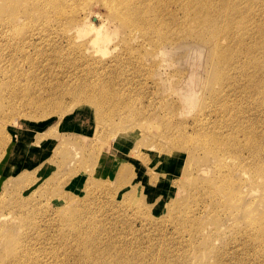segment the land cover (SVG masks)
Returning a JSON list of instances; mask_svg holds the SVG:
<instances>
[{
    "label": "rangeland",
    "instance_id": "rangeland-1",
    "mask_svg": "<svg viewBox=\"0 0 264 264\" xmlns=\"http://www.w3.org/2000/svg\"><path fill=\"white\" fill-rule=\"evenodd\" d=\"M71 1H0V264H264V0Z\"/></svg>",
    "mask_w": 264,
    "mask_h": 264
},
{
    "label": "bare ground",
    "instance_id": "bare-ground-1",
    "mask_svg": "<svg viewBox=\"0 0 264 264\" xmlns=\"http://www.w3.org/2000/svg\"><path fill=\"white\" fill-rule=\"evenodd\" d=\"M1 2H3V4H5V5H8V6H11L9 3H10V0H0ZM16 2H17V0H15ZM32 1H34V2H37V3H39L38 1L39 0H32ZM74 2H76V0H72L71 1V3H70V7H71V5L74 3ZM201 2V1H200ZM203 2V1H202ZM104 3L106 4V6H107V8H109V10H110V12H112V13H114V14H116L118 17H120L121 16V9H122V5H123V3H122V5H121V7H120V2L118 1V0H104ZM198 3V2H197ZM213 3V2H212ZM212 3H210V4H212ZM129 4H131V3H129ZM214 4H216V3H214ZM227 4V3H226ZM225 4V5H226ZM240 4V3H239ZM40 5V4H39ZM42 6H43V8H39L40 10H41V13H45L46 14V19H48L49 18V20H48V22H50V21H56V23H62V20L66 17V16H68V14L70 13V11H73V9H75V7L73 8V9H69V10H67V8H68V2H67V0H45V2H44V4H41ZM183 5H185V4H183ZM188 5V4H187ZM192 5H193V3H192ZM241 5V4H240ZM130 7V6H129ZM245 8V7H244ZM217 9V8H216ZM219 9V8H218ZM76 10H77V8H76ZM123 10V9H122ZM78 11V10H77ZM211 11V10H210ZM28 13L30 12V11H27ZM81 11H79V13H80ZM212 13V12H211ZM218 13V12H217ZM248 13H249V11H248ZM247 13V14H248ZM47 14H50L49 15V17L47 16ZM214 14H215V12H214ZM228 14V13H227ZM227 14H225V16L227 15ZM244 14V13H243ZM123 15V14H122ZM216 15V14H215ZM232 15H234V14H232ZM61 16H63V17H61ZM69 16H71V14L69 15ZM78 16V15H77ZM217 16V15H216ZM224 16V15H223ZM243 16V15H242ZM245 16V15H244ZM243 16V17H244ZM246 16H249V14L248 15H246ZM245 16V17H246ZM217 18V17H216ZM226 18H228V17H226ZM225 19V18H224ZM223 19V20H224ZM247 19V18H246ZM249 19H251V18H249ZM67 20V22L68 23H70V20L69 19H66ZM123 21H124V23L129 27V26H132V24H131V22H129V19L127 18V17H125L124 16V18L122 19ZM232 20H233V18H232ZM225 21V20H224ZM224 21H223V24H224ZM66 23V22H65ZM205 25H207V24H205ZM231 26H233V24H231ZM91 27H93V26H90V29L93 31L95 28L93 27V28H91ZM223 27H221V29H222ZM235 28V27H234ZM233 28V29H234ZM98 29H100V28H97V32L99 31ZM90 31V30H89ZM95 31V30H94ZM93 31V32H94ZM234 31V30H233ZM96 32V31H95ZM241 32H242V30H241ZM240 32V33H241ZM102 32L100 31V32H98L97 34H96V37H97V40H98V37L100 38L101 37V34ZM239 34V33H238ZM238 34H235V35H237L238 36ZM250 34V33H249ZM233 35V34H232ZM234 35V36H235ZM68 36V35H67ZM230 36H231V34H230ZM236 37V36H235ZM241 37V36H240ZM134 38V37H133ZM263 38V37H262ZM225 39V38H224ZM92 41V40H91ZM93 41H94V39H93ZM96 41V40H95ZM233 41H235L234 39H233ZM218 42H219V40H218ZM238 42V41H237ZM262 42V41H261ZM235 43H236V41H235ZM240 43H238V45H239ZM235 45V44H234ZM249 45V44H248ZM150 46V45H149ZM227 46V45H226ZM215 47H217V46H214V48ZM233 47H235V46H233ZM216 49V48H215ZM224 49V48H223ZM243 49V48H242ZM217 50V49H216ZM231 54V53H230ZM220 55H221V53H220ZM232 56V55H231ZM259 56V55H258ZM229 59V58H228ZM231 60V59H230ZM261 60V59H260ZM234 61V60H233ZM221 64H222V60H221ZM239 67V66H238ZM233 69V68H232ZM239 69V68H238ZM237 71V70H236ZM249 71H250V69H249ZM232 72V71H231ZM262 73V72H261ZM230 74V73H229ZM251 74V73H250ZM231 75V74H230ZM230 75H227V76H225L224 78H227L228 76H230ZM235 80V79H234ZM227 81V83H228V80H226ZM230 81V80H229ZM232 81V80H231ZM238 81V80H237ZM247 82H248V79L246 80ZM260 81V80H259ZM225 82V81H224ZM241 82V81H240ZM243 82V81H242ZM226 84V83H225ZM224 84V85H225ZM231 85H232V83H230ZM229 84V85H230ZM233 84H235V83H233ZM238 84H239V81H238ZM237 84V85H238ZM242 84V83H241ZM244 84V83H243ZM259 84V83H258ZM236 85V84H235ZM234 86V85H233ZM245 86V85H244ZM246 86H247V84H246ZM227 87H229V88H232V87H230V86H227ZM235 87V86H234ZM242 87V86H241ZM249 87V86H248ZM236 88V87H235ZM238 88V87H237ZM240 89V88H239ZM237 90V89H236ZM241 90H242V88H241ZM241 92V91H240ZM231 93V92H230ZM244 93V92H243ZM234 94H235V92H234ZM245 94H247V93H245ZM229 95H233L232 93L231 94H229ZM245 96V95H244ZM217 97V99H218V96H216ZM230 97V96H229ZM235 97V96H234ZM237 97V96H236ZM235 97V98H236ZM228 99V98H227ZM251 99V98H250ZM87 100H88V102L89 103H92V104H94L96 107H99L101 104L97 101V99H95L94 97H91V96H88L87 97ZM222 100V99H221ZM232 100V99H231ZM255 100V99H254ZM240 101V100H239ZM234 102V101H233ZM230 103H232L231 101H230ZM241 103V102H240ZM247 103V102H246ZM259 104V103H258ZM257 104V105H258ZM230 105V104H229ZM253 105V104H252ZM216 106V105H215ZM227 107H228V104L226 105ZM238 106V105H237ZM218 107V106H217ZM227 107H225V110H227L228 108ZM239 107V106H238ZM237 107V108H238ZM257 107V106H256ZM222 108V107H221ZM227 108V109H226ZM250 108H252V107H250ZM216 109V108H215ZM218 109V108H217ZM234 109V108H233ZM238 109H242L241 107H239ZM219 111H221V109L219 108L218 109ZM217 110V112H219ZM224 110V111H225ZM231 110V109H230ZM236 110V109H235ZM261 110V109H260ZM264 110V109H263ZM211 112H212V110H210ZM213 111H214V109H213ZM229 111V110H228ZM259 111V110H258ZM262 111V110H261ZM215 112V111H214ZM217 112L215 113V114H217ZM231 112V111H230ZM243 112V111H242ZM242 112H240L239 114H242ZM220 113V112H219ZM221 113H223V112H221ZM225 113V112H224ZM227 113V112H226ZM225 113V114H226ZM206 114V113H205ZM219 115V114H218ZM222 115V114H221ZM224 115V114H223ZM19 117H21V116H19ZM203 117V116H202ZM208 117V116H207ZM217 118H219L218 116H216ZM223 117V116H222ZM222 117H220L221 119H222ZM237 116H235V118H236ZM264 117V116H263ZM216 118V119H217ZM219 118V119H220ZM223 118H225V117H223ZM13 119V118H12ZM14 119H16V118H14ZM220 119V120H221ZM218 120V119H217ZM226 120H227V117H226ZM247 120V119H246ZM246 120H244V121H246ZM252 120V119H251ZM13 121H15V120H13ZM236 121V120H235ZM239 121V120H238ZM217 122V121H216ZM252 122V121H251ZM226 123V122H225ZM228 123V122H227ZM226 123V124H227ZM238 123V122H237ZM243 123V122H242ZM242 123H240V125H242ZM245 123V122H244ZM254 123V122H253ZM261 123V122H260ZM15 125H16V123H14ZM224 124V123H223ZM225 124V125H226ZM232 124H235V122L233 123L232 122ZM248 124H249V120H248ZM252 124V123H251ZM263 124V123H262ZM228 125V124H227ZM226 125V126H227ZM255 125V124H254ZM254 125H253V129H254ZM231 126H233V125H231ZM235 126V125H234ZM250 126V125H249ZM263 126V125H262ZM228 127H229V125H228ZM244 127H245V124H244ZM246 127H248V125L246 126ZM252 127V126H251ZM256 127H259V126H256ZM231 128V127H230ZM240 128H243L242 126L240 127ZM239 128V129H240ZM249 128V127H248ZM218 129V128H217ZM225 129V128H224ZM226 129L228 130V128L226 127ZM232 129V128H231ZM263 129V128H262ZM244 131L246 130V128L245 129H243ZM252 130V129H251ZM257 130V129H256ZM255 130V132L257 133V131ZM223 131V130H222ZM221 131V132H222ZM229 132L231 131L232 132V130H228ZM249 132H250V129L248 130ZM247 131V132H248ZM258 131H259V129H258ZM263 131V130H262ZM261 131V134L263 133ZM237 132V131H236ZM253 132V131H252ZM252 132H250L251 134V136H252V138L253 139H255V141H254V144L252 145L255 149L253 150V151H251L250 153H252L251 155H249V156H253V160L252 161H246L247 159H248V157H245L244 158V160H242L243 162H241V163H243L242 164V166H243V171H244V184H242V186H245V188L247 187V189H246V192L244 193V196H245V194L247 195V196H252V199L253 200H255V204L256 203H260L261 201H262V207L264 208V160L263 161H261L262 159V157H264V156H259L260 154H261V152H262V149H261V147L263 146V144H262V146L260 147L259 146V144L260 143H258L257 141L259 140H257L255 137H254V135H252ZM255 132H253V133H255ZM220 133V132H219ZM228 133V132H227ZM242 133V132H241ZM255 133V134H256ZM229 134V133H228ZM244 134H246V132H244ZM261 134H260V136H261ZM219 135V134H218ZM221 135H222V133H221ZM243 135V134H242ZM246 135H248V134H246ZM257 135V134H256ZM236 136V135H235ZM228 137V136H227ZM238 137V136H237ZM242 137H244V135L242 136ZM218 138H219V136H218ZM240 138H241V136H240ZM258 138V137H257ZM226 139H228V138H226ZM232 139H236V137H234V138H232ZM242 139V138H241ZM241 139H240V141H241ZM245 139V138H244ZM253 139H251L250 138V140H253ZM264 139V138H263ZM213 140V139H212ZM215 140V139H214ZM239 140V139H238ZM261 140V139H260ZM113 141V140H112ZM203 141V140H202ZM233 141V140H232ZM205 142V141H204ZM216 142V141H215ZM236 142H237V140H236ZM262 142V141H261ZM239 143V142H238ZM241 143H242V141H241ZM253 143V142H252ZM211 144V143H210ZM247 144V143H246ZM249 145H250V143H248ZM232 145V144H231ZM239 145V144H238ZM208 146H210V145H208ZM216 146V145H215ZM214 146V147H215ZM218 146V145H217ZM216 146V147H217ZM220 146V145H219ZM211 147V146H210ZM213 147V146H212ZM213 147V148H214ZM242 147V146H241ZM240 147V148H241ZM246 147H248V146H246ZM250 147V146H249ZM206 148V147H205ZM251 148V147H250ZM264 148V147H263ZM210 149V148H209ZM208 149V150H209ZM233 149V148H232ZM237 149V148H236ZM231 150V149H230ZM234 150H235V148H234ZM234 150H233V152H234ZM242 150V149H241ZM250 150V149H249ZM264 150V149H263ZM212 151H214V150H212ZM211 151V152H212ZM215 151H216V149H215ZM239 151V150H238ZM243 151H244V148H243ZM243 151H240V153H242ZM246 151H248V149H246ZM232 152V153H233ZM235 153V152H234ZM233 153V154H234ZM239 152H237V154H238ZM264 153V152H263ZM236 154V153H235ZM243 155V154H242ZM241 155V157H243ZM240 165V164H239ZM247 168V169H246ZM237 170V169H236ZM245 188H244V191H245ZM19 202V201H18ZM35 205V204H34ZM252 206V205H251ZM254 206V205H253ZM88 208V207H87ZM89 209V208H88ZM90 212V211H89ZM88 213V212H87ZM80 215V214H79ZM9 216H10V214H9ZM3 217V216H2ZM1 217V218H2ZM4 217H7V216H4ZM85 218H88V217H85ZM77 219V218H76ZM80 220V219H79ZM248 221L251 223L250 224V226H247V227H244V228H240L239 230H240V233L242 234V235H244V236H247V235H252V233L255 231V229L256 228H259V230H260V234H258V236L260 237H262V230H264V218L260 215V217H258V218H252L251 217V215L250 214H248ZM260 222H262V224L260 225V227L259 226H257V225H259L260 224ZM50 224V223H49ZM87 224H89V223H87ZM98 224V223H97ZM99 225V224H98ZM76 226V225H75ZM78 226V225H77ZM94 226V225H93ZM97 226V225H96ZM240 226V225H239ZM239 226H238V228H239ZM91 227V226H90ZM98 227V226H97ZM114 228V227H113ZM88 229V228H87ZM89 229H91V228H89ZM95 229H96V227H95ZM119 230V229H118ZM84 231H85V229H84ZM93 231H95V230H93ZM117 231V230H116ZM122 231V230H121ZM38 232V231H37ZM92 232V231H91ZM119 232V231H118ZM179 232V231H178ZM190 232V231H189ZM239 232V231H238ZM31 233V232H30ZM77 233V232H76ZM94 233V232H93ZM96 233V232H95ZM121 233V232H120ZM180 233V232H179ZM90 234V233H89ZM92 234V233H91ZM97 234V233H96ZM181 234H183L182 232H181ZM240 234V236H242ZM44 235V234H43ZM86 235V233L84 234V236ZM93 235V234H92ZM95 235V234H94ZM99 235V234H98ZM190 235H191V233H190ZM91 236V235H90ZM76 237H77V235H76ZM87 237V236H86ZM180 237V236H179ZM44 238V237H43ZM80 238H82V236L80 237ZM99 238V237H98ZM101 238V237H100ZM32 239V238H31ZM48 239V238H47ZM263 239H264V234H263ZM35 240V239H34ZM43 240V239H42ZM82 240V239H81ZM81 240H80V243H81ZM99 240V239H98ZM32 241V240H31ZM47 241V240H46ZM96 241H97V238H96ZM103 241H106V240H103ZM70 242V241H69ZM90 242V241H89ZM100 243H101V241H99ZM107 242V241H106ZM72 243V242H71ZM74 243H77V242H74ZM73 243V244H74ZM99 243V244H100ZM234 243V242H233ZM78 244V243H77ZM91 244V243H90ZM106 244V243H105ZM229 244V243H228ZM242 244V243H241ZM76 245V244H75ZM81 245V244H80ZM97 245H98V243H97ZM234 245V244H233ZM232 245V246H233ZM40 246V245H39ZM43 246V245H42ZM51 246V245H50ZM93 246V245H92ZM231 246V245H230ZM236 246V245H235ZM241 246V245H240ZM243 246L245 247V246H248V244H244L243 243ZM72 247V246H71ZM94 247V246H93ZM92 247V248H93ZM249 247V246H248ZM44 248V247H43ZM50 248V247H49ZM52 248V247H51ZM75 248V247H74ZM98 248V247H97ZM231 248H233V247H231ZM71 249V248H70ZM83 249V248H82ZM99 249H100V247H99ZM104 249V248H103ZM234 249V248H233ZM245 249V248H244ZM95 250V249H94ZM227 250V249H226ZM246 250V249H245ZM244 250V251H245ZM71 251H73V250H71ZM99 251H101V250H99ZM114 251H116V250H114ZM224 251V250H223ZM228 251V250H227ZM75 252V251H74ZM94 252H96V251H94ZM118 252V251H117ZM235 252H237V251H235ZM241 252V251H240ZM246 252V251H245ZM76 253H77V250H76ZM111 253H113V250H112V252ZM230 253H232V252H230ZM73 254V253H72ZM78 254H79V252H78ZM93 254V253H92ZM95 254V253H94ZM100 254V253H99ZM102 254V253H101ZM106 254V253H105ZM226 254H228L227 252H226ZM225 254V255H226ZM239 254V253H238ZM237 254V255H238ZM240 254H242V253H240ZM239 254V255H240ZM246 254V253H245ZM110 255H112V254H110ZM117 255V254H116ZM229 255V254H228ZM86 256V255H85ZM92 256H94V255H92ZM97 256V255H96ZM99 256V255H98ZM113 256V255H112ZM114 256H115V253H114ZM230 256H231V254H230ZM241 256V255H240ZM33 257H34V255H33ZM75 257H76V255H75ZM88 258H89V256H87ZM91 257V256H90ZM95 257V256H94ZM100 257H102V256H100ZM99 257V258H100ZM116 257V256H115ZM234 257V256H233ZM92 258V257H91ZM97 258V257H96ZM105 258H106V256H105ZM230 258V257H229ZM236 258V257H235ZM38 259V258H37ZM73 259V258H72ZM90 259V258H89ZM113 259H114V257H113ZM231 260H232V258H230ZM41 260V259H40ZM75 260V259H74ZM93 260H94V258H93ZM102 261H103V259H101ZM22 261V260H21ZM44 261V260H43ZM78 261H80V259L78 260ZM77 261V262H78ZM89 261V260H88ZM96 261V260H95ZM100 261V260H99ZM109 261V260H108ZM222 261V260H221ZM81 262V261H80ZM114 262H116V261H114ZM114 262H112V263H114ZM118 262H120V260L118 261ZM117 262V263H118ZM124 262V261H123ZM205 262V261H204ZM226 262H228V260L226 261ZM76 263V262H75ZM82 263V262H81ZM80 263V264H81ZM87 264H88V262H86ZM90 263V262H89ZM92 263V262H91ZM90 263V264H91ZM97 263H99V262H97ZM103 263H105V262H102V263H100V264H103ZM116 263V264H117ZM121 263H122V261H121ZM22 264V263H21ZM36 264H37V262H36ZM39 264V263H38ZM77 264V263H76ZM78 264H79V262H78ZM120 264V263H119ZM125 264V263H124ZM221 264V263H220ZM227 264V263H226Z\"/></svg>",
    "mask_w": 264,
    "mask_h": 264
}]
</instances>
